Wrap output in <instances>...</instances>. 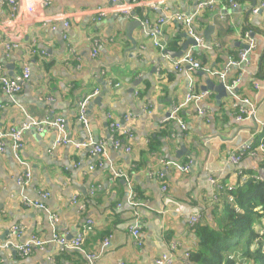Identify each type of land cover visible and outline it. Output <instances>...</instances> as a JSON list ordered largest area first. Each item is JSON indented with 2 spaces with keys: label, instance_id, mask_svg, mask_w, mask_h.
Instances as JSON below:
<instances>
[{
  "label": "crops",
  "instance_id": "1",
  "mask_svg": "<svg viewBox=\"0 0 264 264\" xmlns=\"http://www.w3.org/2000/svg\"><path fill=\"white\" fill-rule=\"evenodd\" d=\"M16 1L14 15L0 5V63L22 90L14 99L0 90V127L61 118L69 142L57 144L58 131L49 126L27 129L19 152L30 164L31 180L22 186L17 182L21 168L5 141V150H0V242L10 238L14 225L23 227L12 238L18 244L31 235L50 241L55 233L69 240L84 233L85 240L84 252L60 251L51 242L24 257L0 248V264H48L49 256L54 264H155L162 254H170L175 264H187L185 254L195 248L196 237L186 214L197 209L203 215L200 222L216 226L227 201V190L217 193L209 178L233 187L242 174L264 175L263 156L244 155L237 166L229 163L231 154L264 130L260 70L264 7L251 11L261 0H217L213 10L203 9L194 17L193 27L203 45H188L183 54L192 52L204 66L218 70L229 58L237 59L247 45L246 33L257 42L247 62L230 71L228 79L240 80L221 100L215 90L202 88L207 79L216 84L218 78L188 66L176 70L173 64L179 57L165 54L181 50L187 34L180 22L167 16L176 11L194 13L197 0H136L134 16L127 20L120 18L113 9L117 4L109 0ZM154 2L161 9H153L150 3ZM98 7L109 9L99 19L91 14ZM162 17L166 22L156 38L163 45L160 48L150 32ZM131 21L140 25L131 27ZM209 27L213 30L208 41ZM12 40L19 47L5 55L3 44ZM25 63L30 74L23 79ZM94 89L98 94L88 104L86 129L78 120L77 102ZM190 92L208 94L173 116L172 107ZM240 97L249 98L255 107V114L244 120L235 118ZM127 115L131 119L124 122ZM112 121H120L132 132L130 141L121 140L123 146H107L105 156L74 146L89 138L93 142L107 138ZM163 161L170 163L168 170ZM188 162L187 171L179 167ZM160 171L165 173L163 180L157 178ZM162 184L167 185L166 192ZM166 197L173 202L167 203ZM27 200L43 207L27 205ZM53 214L58 218L55 225L50 219ZM132 225L140 227V246L134 242ZM255 225L262 230L264 217ZM85 254H93V261Z\"/></svg>",
  "mask_w": 264,
  "mask_h": 264
},
{
  "label": "built area",
  "instance_id": "2",
  "mask_svg": "<svg viewBox=\"0 0 264 264\" xmlns=\"http://www.w3.org/2000/svg\"><path fill=\"white\" fill-rule=\"evenodd\" d=\"M109 1H111V3L113 4H117L115 5V7H113V9L120 14L121 19L127 20L133 18L134 16L133 9L137 5L136 0L128 1L127 3L122 2V0H109ZM157 4L158 3L156 2L150 3L153 9H161V7H159ZM216 4H217V0H197L196 10L194 13L190 14V13L176 11L171 16H167V18L180 22L183 28L185 29L187 35L192 37L196 42L194 46L200 47L203 45V38L200 35H198V33H196L193 27L194 17L198 13V11H201L203 9L213 10L216 7ZM0 5H6L9 8L11 15H14L15 11L18 8V4L16 0H0ZM262 7H264V0H261L258 6L252 7L251 11L253 13H256ZM108 10L109 9L105 7H98L93 11H91V14L99 19L101 17H104L107 14ZM165 22H166L165 17L158 18V21L152 25V30L150 32V35L153 38H155V42H154L155 45L160 48H163V45L158 40H156V38L161 34V26ZM62 23L65 27H68L69 25V22L66 19H64ZM143 23L145 25L149 24L147 19L143 20ZM245 37L247 39V48H243V50H241V52L239 53V57L237 59L229 58L221 69L217 70V69H212L208 66H204L202 62L197 58H195L194 54L190 51L183 54L179 58L175 59L173 64L174 69L181 70L185 66H188L190 69H201L205 71L207 75H209L210 77L218 78L221 82L224 83L226 89L231 92L236 88L240 79L239 77L233 78L231 80L228 79V75L230 71L235 67L239 68L242 65H244L248 60L249 54L257 48V42L254 39V37H251L248 33H246ZM3 47L5 50V55H8L10 51H12L13 49H17L19 47V42L16 40L5 41ZM71 51L73 52V49H71ZM41 53L43 54V52ZM262 62L264 65V56ZM29 74H30V67L27 63H25L22 66L23 79L28 78ZM0 90L3 92V94H5L11 99H14L22 90V86L17 80L6 75L4 66L1 63H0ZM97 94H98V89H94L89 94L80 98L77 102V117L78 120L82 123V125L86 129H88L89 127V120L87 113L88 104L90 100H92ZM207 94H208L207 92L188 93L185 99L180 104L174 105L172 107V111H171L172 115L176 116L179 109L190 102H194L195 104H198ZM198 113L204 115L205 111L200 107H198ZM254 114H255V107L252 101L247 97H240L239 106L235 118L237 120H244L250 118ZM130 119L131 117L127 115L124 117L123 121L129 122ZM44 126H49L57 129L58 131L57 139H56L57 144L69 142V140L66 139L64 134V120L61 118H58L54 121L48 119H43V120L30 119L28 124L25 123L20 127L10 126L7 129H2L0 127V150L4 151L5 141H9V146L13 153V157L21 168V174L19 175V177H17V182L22 186H28L31 180L30 164L20 156V152H19L23 147L24 132L30 127H37L39 129H43ZM262 126H264V123H262ZM109 130H110V134L108 135V137L102 139L99 142H93L92 139L89 138L88 141L81 143H74V146L76 148H81V147L90 148L91 155L105 156L107 152L106 151L107 146L119 148L124 145L121 141L122 139L130 141L131 138L133 137L131 130L125 125H123L120 121H112L109 125ZM125 149L128 151L130 147L126 145ZM244 155L252 156V157L263 156L264 142L262 141V139H260V141L256 145H254L253 141L243 143L235 153L229 156V163L237 166ZM189 165L190 162L179 167L182 170L187 171L189 169ZM169 166L170 163L163 161V167L165 170H168ZM238 173L241 174V171H239ZM117 175H122V174H120L119 172L117 173ZM262 177H264V175ZM157 178L163 180L165 178V173L163 171L158 172ZM246 178L247 176L242 174V176H240V182L244 181ZM209 181L211 182V185L213 186L214 190L217 193L226 192V190L228 192L229 190L235 189V187L237 186L234 185L233 187H225L217 178L214 177H210ZM161 190L162 192H166L167 185L162 184ZM42 196L45 197L46 194H43ZM129 199L133 202L134 200L133 192L130 193ZM226 199L230 203L233 202V196L230 195L229 193H227ZM165 201L167 203L173 202L170 197H166ZM24 202L27 205H33L34 207H39V208L43 207V205L39 202H31L28 200ZM186 216H187V221L192 228L196 223L200 222L203 218V215L197 209H193L192 211L187 213ZM50 219L53 225H55L58 221V218L55 214L50 215ZM22 229H23L22 226L14 225L9 234L10 238L8 240L0 242V248L13 249L19 256L24 257L31 254L32 251L35 249L43 250L47 245V243L51 242L57 245L60 251L80 250L84 252L82 248L85 240L84 233H78L76 234L75 237L71 238L70 240L65 238L64 236H59L58 234L55 233L53 234L50 241L43 240L36 235H31L23 243L18 244L13 242L12 238L19 236L22 233ZM130 231L133 236L135 244L140 246L142 244V239L140 237V227L138 225H132L130 227ZM66 234L67 233H65V236ZM105 245H108V241H105ZM85 256L87 257L89 262H92L94 259L93 254H85ZM185 256L188 257L189 253H186ZM47 260H48V264H54V260L52 256L47 257ZM154 263L175 264L170 254H162L161 256L155 259Z\"/></svg>",
  "mask_w": 264,
  "mask_h": 264
},
{
  "label": "trees",
  "instance_id": "3",
  "mask_svg": "<svg viewBox=\"0 0 264 264\" xmlns=\"http://www.w3.org/2000/svg\"><path fill=\"white\" fill-rule=\"evenodd\" d=\"M132 1V0H129ZM176 46V41H173ZM262 60V59H261ZM260 70L264 73L263 62ZM264 142V130L254 138ZM260 166L264 170V155ZM228 193L233 202L224 201L223 214L216 226L198 222L193 226L196 246L187 264H264V227L256 221L264 217V177L251 174Z\"/></svg>",
  "mask_w": 264,
  "mask_h": 264
},
{
  "label": "water",
  "instance_id": "4",
  "mask_svg": "<svg viewBox=\"0 0 264 264\" xmlns=\"http://www.w3.org/2000/svg\"><path fill=\"white\" fill-rule=\"evenodd\" d=\"M130 24H131V27H133L134 25H140V21H131ZM212 30L213 29L211 27H209V29L207 31H205V36H206V39L208 41H209V33H211ZM183 36L185 38V41L182 45L181 50H179V51L166 50L165 54H167L173 58L174 57H180L183 55V53L186 50V48L188 47V45H195L196 44V42L194 41V39L192 37L187 36V34H184ZM244 48H247V45H244ZM205 82H206V85L204 87H202L203 90H212V89L215 90L217 92L216 98L218 100H221L222 97L227 96L228 91H227L223 82L220 81L219 83L215 84L210 79H207ZM167 116L170 117L171 116L170 113H168ZM183 149L184 148L182 147L180 153H183V151H184Z\"/></svg>",
  "mask_w": 264,
  "mask_h": 264
},
{
  "label": "rangeland",
  "instance_id": "5",
  "mask_svg": "<svg viewBox=\"0 0 264 264\" xmlns=\"http://www.w3.org/2000/svg\"><path fill=\"white\" fill-rule=\"evenodd\" d=\"M241 262H242V260H239V263L238 264H242Z\"/></svg>",
  "mask_w": 264,
  "mask_h": 264
}]
</instances>
